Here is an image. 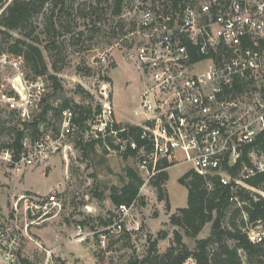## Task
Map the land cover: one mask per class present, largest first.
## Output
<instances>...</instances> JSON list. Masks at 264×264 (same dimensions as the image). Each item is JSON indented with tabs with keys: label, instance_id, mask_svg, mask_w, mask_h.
Masks as SVG:
<instances>
[{
	"label": "built area",
	"instance_id": "2783aa9c",
	"mask_svg": "<svg viewBox=\"0 0 264 264\" xmlns=\"http://www.w3.org/2000/svg\"><path fill=\"white\" fill-rule=\"evenodd\" d=\"M15 1L0 0V30ZM131 9L137 12L128 34L134 42L125 48L123 59L140 73L142 90L134 111L139 119L119 122L104 84L88 121L90 136L100 139L109 154L134 160L142 177L139 192L151 186L159 172L180 163H189L209 189L211 177L221 185L232 184L233 191L252 189L244 180L264 171V155L258 158L248 152L247 166L243 154L264 133V0H136ZM8 57L0 53V67L11 64L18 69ZM97 59L106 65L112 61L106 53ZM8 83L20 99L4 92L0 84V109H14L20 120L29 121V109L38 108L45 92L43 80L28 82L19 70ZM73 117L72 109L63 110L54 135L40 124L36 137L24 136L17 152L0 145V170L21 175L67 147L66 138L74 132ZM237 164L241 167L232 174L230 169ZM137 198L116 206L111 222L99 233L102 242L140 231L141 221L132 212ZM229 201L242 205L237 195ZM60 206L56 192L19 194L7 212L0 210V264H18L24 239H31L28 226L43 223ZM247 235L252 242L264 237L250 229ZM237 254L241 260L245 256L241 248ZM182 264L197 262L189 256Z\"/></svg>",
	"mask_w": 264,
	"mask_h": 264
},
{
	"label": "rangeland",
	"instance_id": "374dc122",
	"mask_svg": "<svg viewBox=\"0 0 264 264\" xmlns=\"http://www.w3.org/2000/svg\"><path fill=\"white\" fill-rule=\"evenodd\" d=\"M134 3L136 0H122L120 12L115 14L114 0H47L22 28L10 31L4 29L8 36L0 33V53L9 55L7 60L18 66L17 69L11 64H1V88L20 99L8 83V79L20 70L28 82L37 77L43 80L45 92L42 97L51 105L58 107L64 100H69L72 109L74 104L88 105L93 109L100 100L102 85L106 84L117 120L121 123L138 120L134 111L139 102L142 81L136 67L123 59L125 48L134 42L128 35L135 27L137 12L131 9ZM16 39L40 47L48 68L45 76H34L22 56L8 51ZM53 40L60 43L57 53L45 46ZM103 53L110 56V64L98 61L97 57ZM53 58L59 67L58 72L52 67ZM49 74L55 75L59 81L60 87L55 91ZM15 85L22 93L18 79ZM39 108L29 109L30 120L38 115ZM11 111L14 109L0 112L2 126L20 127L18 112L10 114ZM48 118V128L54 135L60 128L59 114L49 112ZM5 119L9 123L3 124L2 120ZM7 133L4 129L1 141L8 139ZM89 139H92L89 132L74 126L73 135L66 138L68 145H65L68 148L62 146L64 150L61 147L46 162L35 164L21 175L0 170L1 212L9 210L18 194L44 196L56 192L61 204L58 210L49 214L46 221L28 226L31 239H24L18 264H24L23 260L32 264H126L131 256L142 258L146 255L149 243L161 231H166L168 235L157 240V252L162 253L173 244L172 232L177 227L170 224L169 218L176 208L186 206L187 196L178 178L191 165L180 163L168 168L165 189L169 196V209L164 201L157 199L155 188L146 186L141 192L138 190L139 197L132 210L141 221L140 231L131 237L106 238L102 242L99 233L109 224L116 209L110 199L112 187L120 188L127 182L126 170L135 169L136 163L130 157L109 154L100 142L85 155L82 146ZM79 141L82 143L78 144ZM63 154L64 157L66 154V159ZM260 156L257 155L258 158ZM249 190L264 196V192L259 189ZM22 207L19 202V214ZM230 215L226 214L224 220L227 227L231 225ZM241 219H244L243 214L236 216V226L264 235V222L250 223L244 219L245 224L242 225ZM19 221L23 223L22 216ZM209 232L210 224H206L197 238H204ZM79 238L83 240L79 241ZM183 242L188 248L194 245V241L186 236ZM227 243L234 246L235 242L230 239ZM46 251L50 252L49 256ZM242 260L246 262V254Z\"/></svg>",
	"mask_w": 264,
	"mask_h": 264
},
{
	"label": "trees",
	"instance_id": "16d2710c",
	"mask_svg": "<svg viewBox=\"0 0 264 264\" xmlns=\"http://www.w3.org/2000/svg\"><path fill=\"white\" fill-rule=\"evenodd\" d=\"M47 0H16L9 8L6 17L2 20V25L6 30H13L22 28L30 18ZM122 0H114V13L120 12V4ZM63 9V7L61 8ZM0 33L8 36L5 30H0ZM46 48L51 49L57 53L60 43L50 41L45 44ZM10 53L20 55L23 57L25 63L29 66L34 76H45L47 73V66L41 49L38 45L27 43L24 40L16 39L14 44L8 48ZM55 55V54H54ZM52 67L55 72H58L59 67L54 58L52 60ZM48 78L52 82L53 90L60 87L57 77L49 74ZM48 80V79H47ZM69 100H64L58 107L48 103L45 97H42L38 105L39 113L30 121L18 120L20 127L2 126L0 122V137L5 129L9 135L4 142L0 140V145L12 147L16 152L20 150L21 141L24 136L31 138L36 137L39 132V125L48 128L49 118L48 113L54 112L59 114L60 120L62 111L70 108ZM72 109V108H70ZM6 110L0 109V112ZM73 121L75 126L82 128L83 131L88 132V121L92 116V108L88 105L74 104ZM15 110L10 114H15ZM9 123L8 120H2ZM92 138V137H91ZM100 142L103 147L104 144L100 139H89L83 146V153L86 155L90 150L94 149V145ZM82 142L79 141L78 144ZM248 152H254L256 155H264V133L258 135L255 141L246 147L243 154V161L245 165H250ZM127 157V155H124ZM240 164L235 165L230 169L232 174L240 168ZM126 177L128 181L120 188L112 187L110 199L114 205L130 204L136 199L142 178L134 168L126 170ZM168 179L166 171L159 172L154 179L151 180L150 185L155 188L157 199L164 201L165 206L169 209V199L167 197L165 183ZM213 186L209 189L206 185V180L203 176L193 170L184 172L179 178L178 182L187 190L186 206L176 208L175 212L170 215V224L177 229H174L173 244L170 245L164 252H157V240L166 238L168 233L161 231L158 236L149 243L147 253L142 258L131 256L126 264H182L187 257L195 258L197 264H243L241 258L237 254V249L241 248L246 254V263L264 264V237L260 242H252L249 240L247 230L243 226H236L234 220L236 216L243 214V218L250 223L264 222V196L254 194L249 188L239 187L233 191L231 185H221L216 177H211ZM245 183L251 187L264 192V171L255 172L253 175L245 178ZM231 195H237L242 202L241 207L234 206L229 198ZM226 214H231L229 218L230 227L225 226L224 220ZM241 219V224H245V220ZM206 224H210V232L204 238H197L199 232ZM186 236L194 241L192 248H188L183 242V237ZM233 240L234 246H229L227 240ZM215 248H211V246ZM24 264H32L23 260Z\"/></svg>",
	"mask_w": 264,
	"mask_h": 264
},
{
	"label": "crops",
	"instance_id": "0c3cea01",
	"mask_svg": "<svg viewBox=\"0 0 264 264\" xmlns=\"http://www.w3.org/2000/svg\"><path fill=\"white\" fill-rule=\"evenodd\" d=\"M110 84H111V83H110ZM169 168H170V167H169ZM135 169H136V168H135ZM136 170H137V169H136ZM188 170H190V169H188ZM188 170H187V171H188ZM165 171L167 172V171H168V169H167V170H165ZM137 172H138V170H137ZM167 174H168V172H167ZM140 175H141V174H140ZM140 186H141V185H140ZM165 186H166V183H165ZM58 187H59V185H58ZM185 189H186V188H185ZM167 193H168V192H167ZM186 193H187V190H186ZM18 195H19V194H18ZM137 195H138V194H137ZM136 198H137V197H136ZM168 199H169V196H168ZM169 203H170V201H169ZM170 207H171V204H170ZM171 210H172V211H174L175 209L171 207ZM110 222H111V218H110V221H109V223H110Z\"/></svg>",
	"mask_w": 264,
	"mask_h": 264
}]
</instances>
